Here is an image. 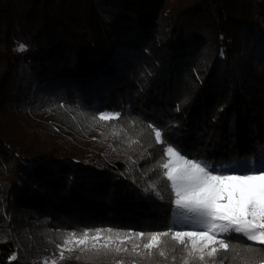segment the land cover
Masks as SVG:
<instances>
[{
  "label": "trees",
  "instance_id": "obj_1",
  "mask_svg": "<svg viewBox=\"0 0 264 264\" xmlns=\"http://www.w3.org/2000/svg\"><path fill=\"white\" fill-rule=\"evenodd\" d=\"M180 3L0 0V264H264L236 234L204 261L170 236L61 258L71 232L188 229L149 125L213 164H264V0Z\"/></svg>",
  "mask_w": 264,
  "mask_h": 264
},
{
  "label": "snow or ice",
  "instance_id": "obj_2",
  "mask_svg": "<svg viewBox=\"0 0 264 264\" xmlns=\"http://www.w3.org/2000/svg\"><path fill=\"white\" fill-rule=\"evenodd\" d=\"M17 50L23 52L26 46L20 44ZM118 118L119 113H101L98 116L99 120L104 121ZM149 127L154 132L155 142L163 145L159 150L161 160L158 168L170 191L172 207L169 211L174 223L184 222L189 226L188 229L104 237L102 232L111 233L112 230L97 229L92 234L86 230L80 235L71 233L61 245V258L65 248L72 251L74 247L85 245L89 240L93 242V250L102 248L121 253L128 249L120 246L112 249L110 245L118 241L119 245L129 243L133 248H139L141 245L135 241L144 240L143 248L150 250L159 248L162 238L170 236L173 241L189 248L188 257L201 261L205 257L216 259L220 251L229 252L232 243L229 237L233 234L254 244L264 245V164L248 161V170L240 172L236 171L234 163L213 164L208 159L190 156L186 150L163 137L161 130L152 125ZM150 187L160 196L155 184ZM160 198L163 199L162 196ZM102 238L105 243H97ZM159 255L164 256V251L161 250ZM219 260L223 264V257H219Z\"/></svg>",
  "mask_w": 264,
  "mask_h": 264
},
{
  "label": "rangeland",
  "instance_id": "obj_3",
  "mask_svg": "<svg viewBox=\"0 0 264 264\" xmlns=\"http://www.w3.org/2000/svg\"><path fill=\"white\" fill-rule=\"evenodd\" d=\"M179 5H181V3H180V0L178 1V0H169V6L170 7H172V10L174 11V13H176L175 12V10H174V8H177V6H179ZM71 233H75V232H71ZM71 233H69V234H71ZM82 233V232H81ZM81 233H79V234H77V235H80ZM69 234H67V237L69 236ZM92 241L91 240H89L88 241V243L87 244H85V245H81V246H79V247H74V249H83V248H86V247H91V245H92ZM97 243H99V244H104L105 243V240L102 238L100 241H98ZM124 245H126L127 247H128V249H131V247H132V245L131 244H129V243H125ZM128 245H130L131 247H129ZM110 246H114L113 248H115V247H117V246H120V247H123V245H119V242L118 241H116V242H114V243H112ZM71 247V246H70ZM141 249H139V248H133L132 247V249L134 250H136V251H139L140 252V250H144V248L143 247H140ZM134 250V251H135ZM145 250H149V249H145ZM150 250H152V249H150ZM213 262H217L218 264H221V261H216V260H213V261H211L210 263H213ZM223 264H227V263H225L224 261H223Z\"/></svg>",
  "mask_w": 264,
  "mask_h": 264
}]
</instances>
